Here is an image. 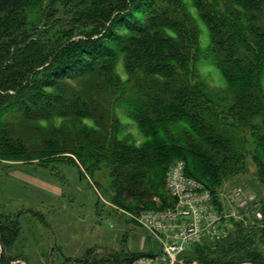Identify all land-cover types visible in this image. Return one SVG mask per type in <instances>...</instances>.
Masks as SVG:
<instances>
[{
    "label": "rangeland",
    "instance_id": "374dc122",
    "mask_svg": "<svg viewBox=\"0 0 264 264\" xmlns=\"http://www.w3.org/2000/svg\"><path fill=\"white\" fill-rule=\"evenodd\" d=\"M33 1L42 6L34 23L39 25L38 37L56 41L65 32L60 40L68 39L56 52L58 65L75 56L78 41L99 37L95 32L88 38L93 19L76 15L72 5ZM150 1L124 12L126 20L112 24L115 35L104 43L108 57L96 70L78 79L66 78L58 89L43 88L45 96L37 103H59L64 106L59 112L31 103L25 105L28 110L0 112V237L12 264H134L154 256L157 242L138 225L136 216L169 203L164 182L176 161L185 162L193 176L221 197L245 187L254 197V209L262 214L258 220L252 212L242 213L222 249L188 252L176 264H230L246 260L248 252L264 261V149H260L264 113L249 119L248 112L245 122L229 113L233 99L214 66L210 31L191 0L176 7L171 0ZM201 1H214V6L203 8L219 16L243 13L232 7V0ZM49 7L55 10L53 18ZM163 11L177 19L185 15L196 32L189 46L183 40L179 46L183 54L195 55L180 57L183 71L170 80L145 76L164 52L157 55L142 44L172 39L170 33L153 29L144 37L135 32L151 22L158 24ZM247 14L264 19V13L254 10ZM33 18L28 15V20ZM131 40H136L134 46ZM203 88L213 96L209 105ZM184 89L189 91L187 116L158 127L162 132L158 139L148 137L151 127L156 129L157 113L161 115L158 107L177 103L179 97L171 93ZM206 135L223 141V150L208 149ZM149 144L173 151L163 150L158 165L152 162L143 168L126 167L114 155L116 145L139 150ZM0 264H6L1 252Z\"/></svg>",
    "mask_w": 264,
    "mask_h": 264
},
{
    "label": "trees",
    "instance_id": "16d2710c",
    "mask_svg": "<svg viewBox=\"0 0 264 264\" xmlns=\"http://www.w3.org/2000/svg\"><path fill=\"white\" fill-rule=\"evenodd\" d=\"M171 1L173 2L172 5L176 7L182 0ZM191 1L196 10L200 11V18L210 31V41L214 47L210 53L214 60V66L222 75L229 90L228 92L233 99L232 106L228 109L229 113H234L241 122H245V115H249V113V119L262 115L264 113V27H262L264 26V19H258L260 14L256 16L248 15L247 11L249 9L263 14L264 0H232V7L243 11L241 17L238 15L223 17L219 16L214 10L211 12L203 8V5L214 6V1H210L208 4L203 3L201 0ZM141 2L145 5L151 3L150 0H138L136 2L135 0H98L93 3H83L82 0H78V2L61 0L64 8H67L69 4L72 5L76 9V15H79V12L82 15L88 14L93 19L94 27L86 34H88V38H91V34L96 32L99 37L93 41L91 39L78 41L75 47V49L77 48L75 56L66 61L65 64L58 65L54 61L60 56V52H56L68 39L66 41L60 40L65 36V32H62L60 39L56 41L44 40L38 37L39 25L34 23L38 20V15L42 14V6L36 3L33 4V0H0V112L22 107L28 110V107H25L27 103L33 104L32 106L42 105L41 107L51 109L55 113L59 112L58 108L59 110L64 108L59 103L56 105H51L49 102L41 105L39 102L37 103L38 97L45 96L41 92L43 88L58 89L64 79H78L96 70L98 64H101L100 62L108 57L104 43L109 37L115 35V28H113L112 24H116L118 20H120V23L122 20H126L124 12H130L134 6L141 5ZM49 9L51 10L47 12H50L49 15L53 18L55 10L50 7ZM30 14L34 18L33 20L29 19V22L28 15ZM159 16L160 21L158 24H156L157 21L156 23L151 22L150 27L144 25L135 30V32L144 37L148 36L149 30L153 29L155 31L166 30L170 33L172 39H160L159 41H150V43L142 42L148 50L153 48V51L155 50L154 53L157 55H161L164 52L158 62L147 70L145 76L170 80L183 71L180 70V57L190 55L193 58V55H195L188 51L187 55L183 54L182 49L179 48L182 40L186 41L187 46L193 42L196 36L195 26L190 23L185 15H182L181 19H177L172 17V15L170 17L166 11H163ZM116 26L118 25L114 27ZM227 29L231 32L227 31ZM69 32L70 30L66 33ZM131 41L134 46L136 40ZM159 42L162 44L160 45ZM71 43L68 46L74 45V43ZM75 68L77 69L75 70ZM74 71L76 73H73ZM201 92L204 94L205 103L209 105L213 96L207 95L208 92L204 88L201 89ZM188 93L187 89L179 93L174 91L171 94L179 97L177 103L163 104L162 108L158 107V112H161V115L157 113L154 120L157 125L156 129L151 127L148 137L158 139L162 135L158 134L162 133L158 127H162L164 123H172L187 116L184 110L188 107V100L186 99ZM144 126L146 127V125ZM208 130L206 132L211 135L214 134L212 129ZM206 137L208 149L212 151L216 149L218 151L223 150L224 147L221 146L223 141L218 142L215 139L212 141L213 139L209 135H206ZM255 139L259 142L258 137ZM262 139L261 141L263 142L264 140ZM225 144L228 147V142ZM260 146L262 151L264 145L261 144ZM114 148L116 149L114 155L126 167L140 168L151 165L152 162L158 165L163 150L169 149L173 151L172 147L167 148L159 144L145 145L139 150H130L119 145ZM120 150H123V152L120 153ZM185 173L187 176L202 182L214 192L205 182L189 172L186 163ZM168 202L163 208L170 205V200ZM228 240L215 245H198L189 253L216 251L222 249L225 246L223 243ZM189 253L187 252L183 257ZM248 259H255L254 253L248 252L246 260Z\"/></svg>",
    "mask_w": 264,
    "mask_h": 264
},
{
    "label": "built area",
    "instance_id": "2783aa9c",
    "mask_svg": "<svg viewBox=\"0 0 264 264\" xmlns=\"http://www.w3.org/2000/svg\"><path fill=\"white\" fill-rule=\"evenodd\" d=\"M165 190L171 202L169 206L144 210L136 216L138 225L157 242L159 252L134 264H176L198 245L227 240L242 213L252 212L256 219H262L261 212L254 209L252 193L245 187H235L221 197L187 176L183 161L169 167Z\"/></svg>",
    "mask_w": 264,
    "mask_h": 264
},
{
    "label": "water",
    "instance_id": "95a60500",
    "mask_svg": "<svg viewBox=\"0 0 264 264\" xmlns=\"http://www.w3.org/2000/svg\"><path fill=\"white\" fill-rule=\"evenodd\" d=\"M0 252H1V255H2L5 263L6 264H12L11 261L8 259V257L5 254L1 237H0ZM234 264H264V261L263 260H256V259H248V260H243V261H237Z\"/></svg>",
    "mask_w": 264,
    "mask_h": 264
},
{
    "label": "crops",
    "instance_id": "0c3cea01",
    "mask_svg": "<svg viewBox=\"0 0 264 264\" xmlns=\"http://www.w3.org/2000/svg\"><path fill=\"white\" fill-rule=\"evenodd\" d=\"M157 248H158V246H157ZM159 252V248L157 249V252H155V253H158Z\"/></svg>",
    "mask_w": 264,
    "mask_h": 264
}]
</instances>
